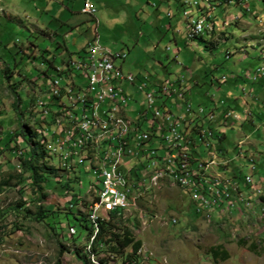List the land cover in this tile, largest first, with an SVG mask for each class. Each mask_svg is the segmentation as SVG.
Wrapping results in <instances>:
<instances>
[{
	"label": "rangeland",
	"instance_id": "374dc122",
	"mask_svg": "<svg viewBox=\"0 0 264 264\" xmlns=\"http://www.w3.org/2000/svg\"><path fill=\"white\" fill-rule=\"evenodd\" d=\"M165 1L92 0L96 14L91 18L79 12L81 0H46L45 4L43 0H0V6L9 14L20 16L21 22L25 23L21 18L23 11L16 9L14 5L27 8L28 15H32V18L36 15V18L43 20V24H40L43 31L48 29L57 34L45 36L38 31H31L28 27L30 32L17 25V21H7L1 15L0 42L12 49L13 53L18 46L23 45L25 51L29 52L26 54L34 56L33 65L28 63V69L25 70L27 73L32 72L34 78L37 74L36 69L43 60L42 55H46L43 54L44 51H47L48 59L55 58V64H59L63 59L60 62L62 65V62L66 61L64 58L77 60L82 57L87 43L97 36L101 47L112 53L119 52L124 55L125 59H117L115 64L122 67L124 74H130L135 78L133 87L127 84L123 86L131 98L123 110L129 119L142 120L144 117L137 115L138 111L145 108L144 96L137 92L136 85L139 84L151 87L165 82H175L183 77L184 86L190 90L187 95L193 108L198 104L208 105L211 97L219 103L218 110L226 109L230 105L220 92H230L231 90L227 89L236 78L256 76L254 81L247 79L250 82L247 84L256 85L259 87L258 90L264 87V74H256L258 68L264 67V21L255 20L256 18L264 20L262 0H245L244 3L248 6L246 10L250 11L248 13L235 8V5L224 7L214 4L213 17L216 15V29L222 28L223 21L228 25L225 30L215 31L212 36L205 38L207 41L205 45L198 40L188 41L186 36L188 22L185 26L182 11L181 14L177 13L175 5H169L168 9ZM186 7L187 12L193 10V7ZM168 12L174 17L169 19ZM198 12L199 9L197 14ZM252 12H255V15ZM67 16L69 19L65 18ZM238 16L242 17L241 21L240 18L236 19ZM244 22L252 26H246ZM259 23L262 32L253 28ZM170 25L171 29L166 30ZM3 26L11 28L6 30ZM29 43L34 48L28 49ZM205 46L214 49L208 52ZM21 57H23L21 54H14V59L18 62ZM23 66L24 64L19 62L17 73L20 74ZM5 67L7 66L4 64L0 65V264H81V259L75 255V251H82V243L75 244L72 241L73 232L68 228L74 229L77 234L80 233V241L85 235V230L72 220L71 216H68L69 226L64 219L61 225L56 226L58 236L51 230L57 214L48 215L43 222L33 218L38 205L47 208L58 205L62 209L70 201L72 194L69 196L63 194L60 184L54 178H50L46 187L44 186L47 198L39 202L32 193L28 174L21 166L18 168L20 164L18 157L12 158L11 154L3 150L9 144L11 134L18 135L20 123L28 124L30 128L33 124V130L38 132L36 135L41 142L43 138L46 139L47 155L57 159L51 153L49 140L50 134L54 133L59 122L58 118H54L59 107L48 104L46 108L51 107V112L47 111V115L43 109L45 107L40 108L34 104L32 110V83L24 80L20 85H15V90L23 100L22 105L15 108L14 94L2 74ZM13 71L16 72L15 69ZM49 72L46 71L39 78L41 79L39 93L35 89L33 92L34 103L37 98L48 93L49 87L45 78ZM10 82L12 83V80ZM231 95L238 96L234 91H231ZM192 96L196 98L192 99ZM45 97L46 100L49 96ZM260 98L264 100V95H260ZM261 100L253 104V116L257 119L256 127L260 128L255 130L258 133L254 134L248 128L244 131L239 130V126L242 125L240 122L228 121L227 126L223 127L226 133L223 148L228 152L227 159L231 160L236 155L234 147L238 141L243 143L256 141L259 150L264 151L262 145L264 107ZM231 110L235 112V107ZM241 117L239 121L243 120ZM252 120V117L247 116V122L251 123ZM142 130H146V127L143 126ZM20 139V137L16 139L17 144L21 142ZM237 147V158H247L241 147ZM242 150L249 151L244 148ZM204 152L197 160L208 163L209 158ZM249 156L252 157V154ZM86 159L90 158L84 159L75 174L70 172V178L73 176L78 178V184L72 183L70 187L76 195L86 197V200L90 201L92 194L99 195L101 183L97 182L94 175L93 162ZM214 159H219L216 152ZM263 160L261 156L260 160L254 162V171L251 170L250 164L241 162L242 165L239 166V160L230 162L229 171L225 170L227 172H223L224 169L221 167L214 168V171L227 177L234 172L241 181L244 176H251L254 181L248 188L243 189L247 199L252 201L251 207H243L242 210L241 203H238L236 209L225 205L222 214L224 213L226 218L216 217L217 215L212 213L208 218L195 214L194 204L188 194L171 182L163 181L156 187L141 189L137 187L140 196L137 197L135 207L128 208L120 218L134 239L141 242L139 264H264V211L260 212L264 207V201L258 200L259 196L264 198V170L259 168V162ZM134 165H137L136 162ZM153 169L154 166L149 168ZM128 170L123 168L125 173ZM147 172L146 166L137 165L133 182L144 180V183L148 184ZM58 179L60 180L59 177ZM140 185L142 184H136ZM258 188L259 192L254 191ZM80 210L81 213H86L82 205ZM104 220L107 221L108 217ZM173 220H176L177 224L171 225L170 221ZM216 246H221L226 251L227 260H214L211 257L209 251ZM60 251L62 256L58 260ZM103 256L104 254L100 253L94 260L98 261L97 259ZM115 260L109 257L105 264H118L119 261Z\"/></svg>",
	"mask_w": 264,
	"mask_h": 264
},
{
	"label": "built area",
	"instance_id": "2783aa9c",
	"mask_svg": "<svg viewBox=\"0 0 264 264\" xmlns=\"http://www.w3.org/2000/svg\"><path fill=\"white\" fill-rule=\"evenodd\" d=\"M176 1L184 5V0ZM228 3L234 4V1H228ZM212 8L214 11L215 7ZM243 8L246 12H250L246 10V6ZM197 9L196 0L194 11L188 13H194L196 18H199ZM95 12L92 0H83L80 13L93 16ZM171 16L172 14L169 13L168 17ZM224 25L227 26L228 23L225 22ZM97 44H99L97 36H94L87 43L82 57L77 60L69 58L68 77L49 78L47 74L50 84L72 82V88H74V82H85L88 88V95L51 94L58 95V104L52 105L67 108L69 116H77L79 121H82V128L67 134H59L55 129L54 134H50L49 147L51 151L58 152V161L62 170H71L79 166V159L82 158H75V150L83 145L85 132L95 131L105 122L107 106H127L131 100L123 86L127 84L133 87L135 78L130 74H124L122 68L115 64L117 59H124V55L117 52V58H108L105 54H94V47ZM62 66L52 63L51 70L58 71ZM256 74L263 75L264 67L258 68ZM248 77L253 81L256 79V76ZM184 84L185 79L180 77L175 82H165L151 87L146 84L136 85L137 92L143 94L145 99V108L138 111L137 115H145L146 130H142L143 126H135V134H128L120 128L112 140L101 144V149L94 151L93 158L86 159L93 160L94 175L100 177L101 182L100 194L88 206L89 216L92 211L101 210L100 221H103L110 211L120 210L123 214L128 210L129 204H136L137 194H132V187L147 188V183L140 186L122 184L120 168L131 169V174H135L137 165L146 166L148 169L152 167V160H156L157 157H166V167L172 172H177V177L184 185V192L194 204L195 214L200 213L202 208H212V215L218 216L225 205H234V209L237 208L238 203L228 204V196H231L240 184L234 177H227L223 173L214 171V168L220 169V165L226 164V161L214 159L217 146L210 140L212 133L208 128L215 122L213 113L207 114L203 119V122H206V129L198 130V140L200 138L207 149L204 154L209 158V165L204 166L202 170H195V160L202 156L190 154L192 153L190 141L185 136L190 126L187 119L201 117L205 110L202 107L193 108L186 101L188 87ZM42 104H51L50 96ZM179 116H186V123H179ZM223 118L238 119L231 110H227ZM164 129H174V137L162 138ZM217 131L220 134L225 133L223 128ZM171 148H178V156H170ZM247 160L251 169L254 170V158L247 156ZM134 162L137 165H134ZM106 166H114L115 176L106 175ZM242 182L244 187L254 183L251 176H244ZM254 191H260V189ZM244 199L240 201L241 204H244ZM170 224L175 225L177 222L170 221Z\"/></svg>",
	"mask_w": 264,
	"mask_h": 264
},
{
	"label": "trees",
	"instance_id": "16d2710c",
	"mask_svg": "<svg viewBox=\"0 0 264 264\" xmlns=\"http://www.w3.org/2000/svg\"><path fill=\"white\" fill-rule=\"evenodd\" d=\"M212 1L213 0H209V2H212ZM216 1H217L216 2L217 4H215V6L216 5L221 6V5L228 4V1H232V0H216ZM234 1L236 2L235 6L237 8H239L240 6V4L238 3L243 2V0H234ZM210 6H212V3L210 4ZM175 9L177 13H179L180 12L179 9H181L182 16L184 17L183 11H186L187 7H185L184 5L177 4ZM94 15L91 18H94ZM185 23H187V21H185ZM188 30H189V25H188V28L186 27V36H187ZM213 31L214 30H212L211 33H213ZM205 35L209 37L211 34L209 35L205 34ZM203 36L204 35L196 37L194 40H198L200 43L205 45L206 44L205 42L207 41L204 39ZM206 47L207 46H205V49L208 50V52H212V50L214 49V47L213 48L211 47L206 48ZM44 53L47 54V51H44L43 54ZM43 56L44 55H42V57ZM29 57L30 55H26V58H29ZM41 61H42L41 64L45 66L44 67L45 70H49L51 72L52 63H50L47 59H44ZM13 70H14L13 68L5 67L2 69V74H3V77L8 87L11 88L14 94V99H15L14 103H15V108H16V107H19L20 104L22 103V99L20 98V95H18V92L15 90V85L17 84L20 85L21 80H18L16 82L12 81V83L10 82L13 79L14 75L18 74L17 72ZM39 73H43V72L40 71ZM39 78L40 76H38V79L35 82H32V85L39 86L38 84H36L37 81L39 82V84L41 83V79ZM33 91H34V87H32V95H33L32 110H33L34 97H35ZM189 91L190 90L188 88V91L185 95V99L193 107V104L192 102H190V99L188 98V95H187ZM197 107H202L205 111L201 117L187 119V122L190 124V126L188 130H186L185 132L186 139H189L190 141V149L192 150V153H190L191 155H194V154L202 155V152H204L205 147L201 143L200 141L201 139L199 138L198 140V136H199L198 130L199 128L201 129V127L203 126V119L206 117V115L210 113L212 114L215 112L213 110H216V106L209 107L207 105L201 106L200 104H198L195 108ZM32 114H33V111L31 115ZM222 126H223V123L216 121L214 122L212 126H208V128L209 130H211V133H212L210 140L213 141L214 145L217 146L216 154L219 158V161H226L228 160L226 156L228 155V152L225 148H223V141L226 137V133L220 134L219 131H217V129L221 128ZM18 130H19L18 135L11 134L8 140L9 144H7L3 150L7 151L8 154H11L12 158L16 159L19 156L17 158L20 162V164H18V168L21 166L23 171L28 174L29 182L32 186V193L36 196L37 200L39 202H42L47 198L46 194L44 193L45 192L44 186L46 187V184L50 180V178H54V180L60 184V187L63 190L62 191L63 194L68 195V196L70 195V193L72 194L70 195L71 196L70 201H68L63 206L62 209H60L58 205H54L51 208L38 205L36 207V212L33 214V218L38 222H43V220L48 215L57 214L56 220H54L52 223L51 230L56 236H58V234L56 233V229H57L56 226L61 225L64 220L66 221L67 226H69L68 216H71L72 220L78 223V225L82 229L85 230V235L80 241V238H79L80 233L77 234L74 231V229H71L70 227L68 228V230L73 232V234L71 235L72 241L75 244L82 243V247H81L82 251L81 252H79L78 250L75 251V255L81 259V264H105L106 259H108L109 257L119 261L118 264H139L138 253L141 249V242L139 240H135L131 231L128 229V227L123 225L124 221H122L120 218V216L122 215L121 211L110 212L108 214L107 221L106 220L100 221L102 217H99L97 219L98 221L96 222L97 229H95L93 226V223L89 219V214H88L89 207L88 206L92 200H96V197L92 195L91 200L87 201L86 197L82 198L76 195L73 189L70 187L72 183L76 184L78 182V178L76 176H73L72 178H70V172L75 174V172L77 171L76 169L79 168V166H75L71 170H66V169L62 170L60 168L59 161L57 159L50 158V156H47L46 147H45L46 139L42 137L43 141L41 142V139L36 135V133L38 132H34V130L30 128L28 124H25V123H20L18 125ZM18 137L21 138V143L17 144L16 139ZM37 138H39L40 140L38 141ZM206 150L207 149H205V151ZM220 167L226 170L229 168V163L226 161V164L220 165ZM58 177L60 178V180L58 179ZM258 200L263 202L264 201L263 196H259ZM81 205L86 210V213H81V210H80ZM74 209L75 211H73ZM126 250H129V251L126 252ZM100 253H103L104 256L101 257L100 259H97L98 261L94 260V258ZM209 253L214 260L225 261L228 259L226 251L221 246H216V247L211 248ZM61 256H62V251L59 252L58 260L60 259Z\"/></svg>",
	"mask_w": 264,
	"mask_h": 264
},
{
	"label": "bare ground",
	"instance_id": "6f19581e",
	"mask_svg": "<svg viewBox=\"0 0 264 264\" xmlns=\"http://www.w3.org/2000/svg\"><path fill=\"white\" fill-rule=\"evenodd\" d=\"M195 1L196 0H184V6L193 7L194 10ZM210 4L211 2H209V0H197V7L199 9L197 16L199 18H196V15L194 13H188L186 11H183L185 21H187L189 25V30L187 33L188 41H192L196 37H199L201 35H205V34L209 35L211 34V31L214 30V22H213L214 11L213 8H211L212 6H210ZM94 54H105L108 58H117V53L114 52L112 53L107 49L101 47L99 44H97L94 47ZM68 61L69 58L68 59L66 58V61H63L62 63L63 66L60 67L58 71L52 70L51 72H49V78L68 77V75L70 74V65H67ZM42 72L43 73H40L39 75L40 77H42L45 74L44 67L42 68ZM45 81L47 83V86L49 87V90L47 91L48 92L47 95L50 96L51 104H58V95H51L52 93H61V95H68V96L88 95V88L86 87L85 82H74V88H72V82L50 84V79L47 78H45ZM39 86H36L35 88L37 92ZM47 95L44 94L39 98H37L35 101V105H38L40 108L45 107L43 109L46 110L45 111L46 115H47V111L51 112V107L46 108L48 104H42L45 100L44 97ZM58 107H59L58 112L54 117L55 119L56 118L59 119V122L56 125L57 133L67 134L72 130H77V128H82V121H79V118L77 116H69L67 108L60 106ZM123 110H125V106H107V112L105 114V122L101 124L100 128L92 132H85L83 145L77 147L75 150V158H82L79 159V166L83 164L85 158H90V159L93 158L94 151L100 150L101 144H106L110 140H112V138L117 134L120 128L122 129V131H126L128 134H135V126H144L145 115H142L144 116L142 120H137L136 118L129 119L130 117L127 118L125 116L126 114L123 113ZM179 123H186V116H179ZM201 129H206V122H203V126L201 127ZM162 134L164 138H173L174 129H164L162 131ZM238 146L241 147V144H238ZM51 153L52 155H54V157L58 159L57 151H51ZM240 153L241 152H239V154ZM170 156H178V148H171ZM91 161L93 162V160ZM152 161H153L152 166H154V169L153 170H149V168L147 169L148 171L147 187H156L157 185L161 184L163 181H168L174 184L175 186H177L182 191H184V185H182V182L177 177V172H172L170 168L166 167V157H157L156 160H152ZM206 165H209V162L205 163L199 160H195V170H202L203 167ZM106 175L115 176L114 166H106ZM120 176H121V183L126 186H136L137 183L144 184V180H142L141 182L140 181L133 182V174H131V169H129L125 173L123 171V168H120ZM96 179L97 182H100V177H96ZM250 185H247L246 188H248ZM137 190H138L137 187H132V194H137L138 197L140 196V191ZM92 195L95 196L97 199L98 195H94V194ZM242 199H244V204H242L241 206L242 210H244L243 207H251L252 201L250 202V200L247 199V194L243 191L241 187H238L234 192H232L231 196H228L229 204L240 203ZM135 205L136 204H129L128 208L135 207ZM229 206H231V209H234V205H229ZM112 211H120V210H112ZM262 211H264V208H262L260 212L262 213ZM100 212L102 213L101 210H94L92 211L91 216H89V219L93 223L95 229H97L96 228V222L98 221L97 219L99 217H102L100 216ZM210 213H212V208H202L200 209V213H197V215L208 218L210 216Z\"/></svg>",
	"mask_w": 264,
	"mask_h": 264
},
{
	"label": "crops",
	"instance_id": "0c3cea01",
	"mask_svg": "<svg viewBox=\"0 0 264 264\" xmlns=\"http://www.w3.org/2000/svg\"><path fill=\"white\" fill-rule=\"evenodd\" d=\"M28 1H32V0H28ZM40 1H42V0H40ZM43 1H44L43 3L45 4L46 0H43ZM47 1H49V0H47ZM165 2L167 4V6H168V9H169V5H174V1L173 0H166ZM10 4H12V3L10 2ZM82 4H83V0H81L80 9L82 7ZM14 7L16 9L19 8L20 10L23 11L22 14H21V18L25 21V23L21 22V20L19 19L20 16H15V14L14 15L9 14L1 6H0V16L3 15L7 19V21H12V22H16L17 21V25H20L21 27H23L26 30H29V28H30L31 31L32 30L38 31V32L42 33L45 36H51V35L52 36H56L57 35L56 33L53 34V32L51 30H48V29L43 31L40 28V24L41 25L43 24V20H41L39 18H36L37 17L36 15L32 18V15L30 16V15L27 14V8H23L21 6L20 7L19 6L16 7L15 5H14ZM35 14L38 15L39 13H35ZM65 18L69 19L68 16L65 17ZM239 18H240V21H241L242 17L238 16V19ZM214 19H215V17H214ZM214 19H213V22H214V32H215L216 31L215 26H216L217 22L214 21ZM255 20L258 21V22H260V20L264 21L261 18H256ZM176 21H178V20H176ZM244 24H246V26H252L250 23L244 22ZM262 27H263V25H262ZM3 28H6V30H9L11 27L3 26ZM253 28H254V30H259L258 32H262L263 31V29H261V30L259 29V28H261L260 23L257 26L255 25ZM169 29H171V25L166 28V30H169ZM28 47H29L28 49H30L31 47L34 48V46L31 43H29ZM30 51H31L30 53L32 54V50H30ZM16 52L13 53L12 49H9L8 46H6V44H2V42H0V65L4 64L7 67L15 69L16 72H17L18 71L17 70V66H18L19 62L21 64H24L23 70L20 72V74L18 73L19 75L15 74L13 79H12V81L16 82L18 80H21V82H23L25 80V81H27L29 83H32V72L31 73H27L25 70L28 69V63H30V65H33L32 57L34 59V56L30 55V57L26 59V55H27L26 53H29V52L25 51V48H24L23 45L22 46H18L16 48ZM14 54L15 55L16 54H21L23 57H21V60L19 62H16V59H14ZM42 59L43 60L47 59L50 63H54L55 64V58L48 59L47 58V54L44 55ZM41 62L42 61H40V63H39L40 65H41ZM45 71H49V70H45ZM247 79L250 80L249 77L248 78H243V79H237L236 78L235 81L233 82V84H231L228 87V89H227L228 91H230V90L234 91L238 96L231 95V91L230 92H224L223 91V92H220V93L223 94L224 99L227 100L228 103L230 104V105H228V108L231 109V108L235 107V112L234 113H235V115H238L239 119L241 117L240 115H242L241 118L243 120L242 121H238V122L242 123V125L239 126V130H243L244 131V130H246L248 128L250 131H252V133L256 134L258 132H255V130H259L260 128L256 127V123L255 122H256L257 119L253 116V112H254L253 111V107H254L253 104L261 100L260 95H262V94L264 95V87H262V88H260L258 90L259 87H256V85L249 86L247 84V82L248 83H250V82ZM195 98L196 97L192 96V99H195ZM216 101L217 100H214L213 98L210 97V100H209V103H208L207 106H209V107L216 106V113H219V111L221 112L223 110V108H222V110H218L219 106L217 104H219V103L216 102ZM261 101H262V103L264 102V100H261ZM20 105H22V103ZM20 108L22 109L23 107H20ZM238 113L239 114L241 113V114L239 115ZM247 116L253 118L251 123L247 122ZM262 125L264 126V120L262 121ZM262 130L264 131V127L262 128ZM246 142L243 145L244 150H249V151H247L246 156H249V154H252V157H254V159H255L254 160L255 163L258 160L261 159V156H263V159H264V153H263L264 151H260L259 150V147L257 145L258 142H256V141H250L249 143L248 142L246 143ZM252 144H256V146L255 145L253 146ZM262 145L264 146V141H263ZM237 151L238 150L235 148V152H236L235 154H237ZM236 158H235V155H234L233 158L231 159V161L233 160L232 163L239 160L240 161L239 166L242 165L241 162L249 164V162L246 161L244 158H242V159H240V158L236 159ZM259 163H260L259 164V168L261 167L262 170H264V160H263V162H259ZM229 169L230 168H228L227 171H229ZM227 171H225V172H227ZM229 177H234V178L236 177L235 179L240 184V187L242 189L245 188L244 185H243V182L241 181V178L238 177V175L236 173L232 172ZM259 181L261 183L262 182V178H260ZM216 217L226 218V216H224V213L221 214V216H216Z\"/></svg>",
	"mask_w": 264,
	"mask_h": 264
},
{
	"label": "clouds",
	"instance_id": "9594fccd",
	"mask_svg": "<svg viewBox=\"0 0 264 264\" xmlns=\"http://www.w3.org/2000/svg\"><path fill=\"white\" fill-rule=\"evenodd\" d=\"M174 1V5H175V3L177 2L176 0H173ZM232 1H234V0H232ZM244 1L245 0H243V2H241V3H238V4H240V6H239V10H242L244 13H248V12H246L245 10H244V8H243V6H247L245 3H244ZM263 2H264V0H262ZM217 1L216 0H213L211 3H212V6H214V4H217L216 3ZM178 4V2L176 3V5ZM236 4V2L234 1V4H225L224 5V7L226 6V5H235ZM176 5H175V7H176ZM95 7V6H94ZM215 7V6H214ZM235 8H237L236 6H234ZM248 7V6H247ZM96 9V8H95ZM81 10V9H80ZM180 10V12H179V14H181V9H179ZM169 13H171V12H169ZM168 13V14H169ZM253 13V15H255V12H252ZM168 14H167V17H168ZM172 14V13H171ZM87 16V15H86ZM181 16H182V14H181ZM89 17H92V16H89ZM174 17V15L172 14V16L171 17H168L169 19H171V18H173ZM215 17V21H216V15L214 16ZM241 17V16H240ZM182 19H183V21L185 22V19L182 17ZM236 19H238V17H236ZM217 22V21H216ZM226 21H223V25H222V28L221 29H216V31H220V30H225L226 29V26L224 25V23H225ZM185 26H186V23H185ZM216 28V27H215ZM213 33H214V31H213ZM213 33H211V35L210 36H212V34ZM209 36V37H210ZM204 37V39L205 38H208V36L207 35H204L203 36ZM189 42H191V41H189ZM64 59H66V58H64ZM63 60V59H62ZM61 62V61H60ZM43 67H45V66H43L42 64L39 66V69L37 70L36 69V71H37V74H35V76H34V78H32V82H35V79L36 78H38V76L40 75V71H42V68ZM121 67V66H120ZM122 68V67H121ZM38 75V76H37ZM39 82L37 81L36 82V84H38ZM32 87H34V85H32ZM35 96V95H34ZM35 98V97H34ZM217 104V103H216ZM263 107H264V102H263ZM227 110H231L230 108H226V109H223L221 112H219V113H216V110H213V111H215L213 114H214V117H215V122L216 121H219L220 123H223V126L221 127V128H219V129H222L223 127L225 128L226 126H227V122L228 121H233V122H238L240 119H239V117H238V115H235V113H234V111H232V113L238 118L237 120H235V119H224L223 118V115H224V113L227 111ZM220 118V119H219ZM32 129H34L33 128V124H32ZM224 134V133H223ZM21 140V139H20ZM21 143V142H20ZM238 143H241V151L242 152H244L245 154L247 153V151H243L242 150V148H243V145H244V143L242 142V141H238L237 143H236V145H235V148L238 150ZM237 154H238V151H237ZM237 154L235 155V158L237 157ZM48 156V155H47ZM51 158V157H50ZM254 158V157H253ZM236 159H238V158H236ZM245 160L246 161H248L247 160V158H245ZM255 160V159H254ZM228 163H230V162H232L230 159H228V160H226ZM255 162V161H254ZM225 171V170H224ZM264 205V204H263ZM262 205V206H263ZM264 208V207H263Z\"/></svg>",
	"mask_w": 264,
	"mask_h": 264
}]
</instances>
